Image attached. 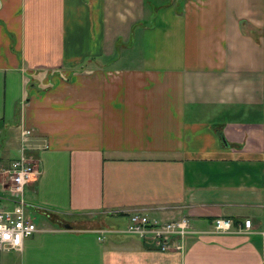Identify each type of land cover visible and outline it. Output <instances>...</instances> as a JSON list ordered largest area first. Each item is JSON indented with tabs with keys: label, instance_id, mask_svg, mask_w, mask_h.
<instances>
[{
	"label": "crops",
	"instance_id": "1",
	"mask_svg": "<svg viewBox=\"0 0 264 264\" xmlns=\"http://www.w3.org/2000/svg\"><path fill=\"white\" fill-rule=\"evenodd\" d=\"M14 126L29 208L56 225L0 264H264V0H0V136ZM137 209L252 228L184 251L99 238Z\"/></svg>",
	"mask_w": 264,
	"mask_h": 264
},
{
	"label": "built area",
	"instance_id": "2",
	"mask_svg": "<svg viewBox=\"0 0 264 264\" xmlns=\"http://www.w3.org/2000/svg\"><path fill=\"white\" fill-rule=\"evenodd\" d=\"M31 134L30 128H21L18 154L7 167H2L6 179L2 182L5 192L0 194V253L21 250L26 237L42 230L29 213L30 204L25 197L26 184L39 173L36 158L30 152ZM7 201L9 203L5 204ZM251 228L250 218L236 221L232 217L220 216L215 218L211 229H200L188 215L161 218L137 209L128 214L124 226H108L101 230L99 238L107 231L127 232L141 237L163 251H184L186 239L190 235L208 232H248Z\"/></svg>",
	"mask_w": 264,
	"mask_h": 264
},
{
	"label": "rangeland",
	"instance_id": "3",
	"mask_svg": "<svg viewBox=\"0 0 264 264\" xmlns=\"http://www.w3.org/2000/svg\"><path fill=\"white\" fill-rule=\"evenodd\" d=\"M27 87L29 89L30 88V84ZM19 114H20L19 113V107H17V111L13 115V118H11V119H9L7 121L9 123H11V125H16L17 119L19 118ZM10 128H11V129H9L10 133H9V135H8V137L6 139L2 138L0 136V148H2L3 145L6 148L5 149L6 152H3L2 150H0V157H2L0 159V194H4V192H5L2 189V187H3V183L2 182L6 179L5 178V173L3 172V168L7 167L10 164L11 160L18 154L17 149L19 148V145H20V131H21L20 127L19 126H14V127H10ZM25 195H26L27 199H28V197L31 198L33 196L31 188H29L28 186L26 187ZM8 203H9L8 201L5 202V204H8ZM35 203L37 205H41V206H45V207L51 205V204L50 205L46 204L48 202H46L45 204H44V202L40 203V204L38 202H35ZM29 209H30V214L32 215V217L34 218V220H35V222L37 223L38 226L51 227V226H55L56 225L55 223L51 222V220L48 219L46 217V215L41 210L37 209L36 207L31 206ZM110 218H111V216L107 217V219H110ZM112 226L116 227V226H122V225H112ZM123 226H124V224H123Z\"/></svg>",
	"mask_w": 264,
	"mask_h": 264
},
{
	"label": "trees",
	"instance_id": "4",
	"mask_svg": "<svg viewBox=\"0 0 264 264\" xmlns=\"http://www.w3.org/2000/svg\"><path fill=\"white\" fill-rule=\"evenodd\" d=\"M19 113H20V111H19ZM17 120H19V119H17ZM9 131H8V133H7V136L9 135ZM6 139V138H5ZM4 142V141H3ZM6 148H5V146L3 145L2 146V148H0V150H2L3 152H6V150H5ZM2 157H0V159H1ZM236 221H238L239 219L238 218H234Z\"/></svg>",
	"mask_w": 264,
	"mask_h": 264
},
{
	"label": "water",
	"instance_id": "5",
	"mask_svg": "<svg viewBox=\"0 0 264 264\" xmlns=\"http://www.w3.org/2000/svg\"><path fill=\"white\" fill-rule=\"evenodd\" d=\"M225 138V137H224Z\"/></svg>",
	"mask_w": 264,
	"mask_h": 264
}]
</instances>
